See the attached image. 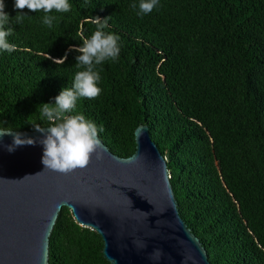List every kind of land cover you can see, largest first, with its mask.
<instances>
[{
	"label": "trees",
	"instance_id": "obj_1",
	"mask_svg": "<svg viewBox=\"0 0 264 264\" xmlns=\"http://www.w3.org/2000/svg\"><path fill=\"white\" fill-rule=\"evenodd\" d=\"M14 17V0H4ZM52 28L43 12L12 21V52L0 51V127L47 126L37 111L71 86L70 51L108 18L120 37L119 58L98 66L102 91L78 100L108 147L126 158L145 112L130 81L147 75L155 91L152 141L168 163L175 196L189 222L208 241L215 264H264V0H159L137 15L139 0H69ZM136 4L137 8L131 7ZM66 55V59H65ZM101 139V134L99 133ZM49 264H106L104 241L64 207L50 238Z\"/></svg>",
	"mask_w": 264,
	"mask_h": 264
},
{
	"label": "water",
	"instance_id": "obj_2",
	"mask_svg": "<svg viewBox=\"0 0 264 264\" xmlns=\"http://www.w3.org/2000/svg\"><path fill=\"white\" fill-rule=\"evenodd\" d=\"M140 64L136 54L130 81L137 85L145 125L134 132L132 155L112 151L99 132L103 159L93 155L86 168L64 174L44 169L38 142L12 153L0 147V264H49L50 238L64 207L103 239L106 264H215L207 238L189 224L175 196L161 147L152 141L161 138L150 120L155 91L147 75L136 76ZM12 141L11 135L2 138L5 145Z\"/></svg>",
	"mask_w": 264,
	"mask_h": 264
},
{
	"label": "clouds",
	"instance_id": "obj_3",
	"mask_svg": "<svg viewBox=\"0 0 264 264\" xmlns=\"http://www.w3.org/2000/svg\"><path fill=\"white\" fill-rule=\"evenodd\" d=\"M159 5V0H139L137 15H146ZM5 2L0 0V51L12 52L15 45L9 43L8 37L14 33L12 21L16 24L23 22L26 13L43 12L42 23L48 28L53 27L56 16L51 13H67L72 5L69 0H14V9L17 13L11 17L5 11ZM134 9L136 4L131 5ZM108 18L95 17V30L88 37L82 38V43L70 51L79 53L75 59V72L71 86H67L54 97V102L42 103L37 107L41 117L48 123L46 127L33 126L34 130L41 133L40 138H30L26 134L16 131L11 127H0V147L9 153L18 147L43 145L42 164L44 169L60 173H71L77 169L86 168L93 155L97 160L103 159V145L99 139L101 126L87 119L83 114H73L78 100L82 98L95 99L102 91L99 84L101 75L98 66L106 61H116L119 58L120 37L111 32H106ZM66 59V55H65ZM11 135L12 144L5 145L2 138ZM131 161V158H129ZM38 174V173H37ZM27 176V175H26ZM25 176V177H26Z\"/></svg>",
	"mask_w": 264,
	"mask_h": 264
}]
</instances>
